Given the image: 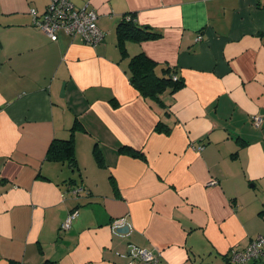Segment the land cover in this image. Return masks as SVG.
<instances>
[{"label": "crops", "instance_id": "crops-1", "mask_svg": "<svg viewBox=\"0 0 264 264\" xmlns=\"http://www.w3.org/2000/svg\"><path fill=\"white\" fill-rule=\"evenodd\" d=\"M70 1L97 13L102 41H52L30 12L48 0H0V264H128L134 246L159 264H225L264 234V0ZM128 12L158 36L126 41L121 57L115 28ZM138 52L183 78L160 95L170 108L131 85ZM75 117L86 131L74 132L77 178L45 158ZM117 217L128 233L114 232Z\"/></svg>", "mask_w": 264, "mask_h": 264}, {"label": "trees", "instance_id": "trees-1", "mask_svg": "<svg viewBox=\"0 0 264 264\" xmlns=\"http://www.w3.org/2000/svg\"><path fill=\"white\" fill-rule=\"evenodd\" d=\"M115 34L116 44L119 48L121 57H124L127 53L125 46L126 41L130 40L141 42L142 40L158 36V33L154 32L150 26L137 23L135 19V13L129 12L124 13L122 18L116 24ZM157 66V62L148 57L145 53L138 52L136 54H133L129 56L128 59V78L131 85L140 96L144 98H150L152 100H157L161 106L170 108V105H166L163 101L160 100V95H162L165 91L174 94L179 88L184 85V81L183 78L181 76H178L176 74V71L171 69L170 67H163L161 68V73H157ZM168 111L170 112V109H168L167 112ZM78 124H80L82 130H84L83 132H86L84 127L82 126V123H79L77 117H75L72 125L69 128V132L66 135H59L51 140L46 151V159L55 161L59 160L62 163L66 162L72 169L78 167L76 162V151L74 144V132L77 126H79ZM252 124L254 125V127L260 126H255L254 118L252 119ZM154 131L156 133L168 134L170 132V127L166 126L161 120H158L154 127ZM120 149L122 151L129 152L136 158L145 159L144 151L141 149H137L126 144H122L120 146ZM96 158L98 160V164H101L102 159L97 153ZM69 180H71L73 185H75V182H77L75 177L70 178ZM84 189L85 187H83L82 185H75L74 187L69 188V193L72 196H79L81 191ZM75 190L78 191L75 192ZM86 194H88V191H86ZM75 211L78 213L77 207H73L67 214L73 213ZM76 216L71 220V224ZM119 218L117 217L116 219ZM66 230L68 229H62L60 224V231Z\"/></svg>", "mask_w": 264, "mask_h": 264}, {"label": "built area", "instance_id": "built-area-1", "mask_svg": "<svg viewBox=\"0 0 264 264\" xmlns=\"http://www.w3.org/2000/svg\"><path fill=\"white\" fill-rule=\"evenodd\" d=\"M33 19L32 24L43 31L52 41H56L58 33L62 32L70 36H79L90 45H96L104 38L103 31L97 25V13L87 7H77L70 0H49L47 7L41 15H37L34 9L30 10ZM202 39L201 35L196 40ZM261 123L260 117H254L255 126ZM210 183H214L211 181ZM79 190V189H78ZM78 190H75L77 192ZM78 213L67 214L61 223L62 229H69L71 220ZM122 218L116 219L114 232L117 228L124 226ZM130 256L128 264H159V254H153L147 249L132 247L127 253ZM264 260V235H257L243 248H232L229 250L225 264H245Z\"/></svg>", "mask_w": 264, "mask_h": 264}, {"label": "rangeland", "instance_id": "rangeland-1", "mask_svg": "<svg viewBox=\"0 0 264 264\" xmlns=\"http://www.w3.org/2000/svg\"><path fill=\"white\" fill-rule=\"evenodd\" d=\"M166 92V91H165ZM165 92H163V93H165ZM150 99V98H149ZM151 101H152V99H150ZM150 101V102H151ZM154 101V100H153ZM152 101V102H153ZM154 103H156V101H154ZM158 104V103H157ZM74 144H76L75 143V139H74ZM241 160V158H236V165L237 166H239L240 165V161ZM61 167H63V169H64V175L65 176H68V177H71V176H76V178L78 177V172H77V170H78V168L76 167V168H71L70 166H68V164L66 163V164H62V166ZM221 167H222V169L223 170H226L225 169V167H224V164H221ZM235 185L234 184H231L230 185V190L234 187ZM239 190V189H238ZM260 193H261V191L257 188L256 190H255V192H254V194L256 195V197L257 196H259L260 195Z\"/></svg>", "mask_w": 264, "mask_h": 264}, {"label": "water", "instance_id": "water-1", "mask_svg": "<svg viewBox=\"0 0 264 264\" xmlns=\"http://www.w3.org/2000/svg\"><path fill=\"white\" fill-rule=\"evenodd\" d=\"M128 231H129V227H128V225H124V226H122V227L117 228V229L115 230V233L126 234V233H128Z\"/></svg>", "mask_w": 264, "mask_h": 264}]
</instances>
